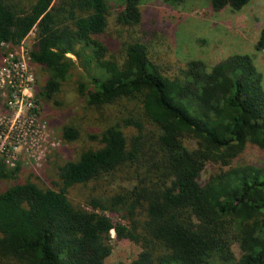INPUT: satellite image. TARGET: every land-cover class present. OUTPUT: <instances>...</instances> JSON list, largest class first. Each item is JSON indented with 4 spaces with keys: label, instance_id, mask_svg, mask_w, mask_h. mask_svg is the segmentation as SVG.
<instances>
[{
    "label": "trees",
    "instance_id": "16d2710c",
    "mask_svg": "<svg viewBox=\"0 0 264 264\" xmlns=\"http://www.w3.org/2000/svg\"><path fill=\"white\" fill-rule=\"evenodd\" d=\"M249 1L210 0V8L239 10ZM140 2L124 0L117 22L137 24ZM108 23L107 0H0V46L20 44L35 28L31 61L47 72L38 99L53 98L76 74L89 106L140 107L91 134L96 145L59 168L60 187L27 179L0 192L6 264H106L111 230L141 247L118 264H264V166L233 163L247 143L264 156L263 77L252 56L233 53L212 66L190 59L166 75L139 39L123 43L121 59L110 54ZM263 48L264 27L255 43ZM61 136L71 142L78 131L64 125ZM207 163L221 167L201 181ZM18 171L0 157V180ZM117 172L131 187L88 196L85 205L69 199L70 187Z\"/></svg>",
    "mask_w": 264,
    "mask_h": 264
},
{
    "label": "rangeland",
    "instance_id": "374dc122",
    "mask_svg": "<svg viewBox=\"0 0 264 264\" xmlns=\"http://www.w3.org/2000/svg\"><path fill=\"white\" fill-rule=\"evenodd\" d=\"M28 1V0H24ZM59 2L60 0H56ZM67 1V0H62ZM22 2V0H21ZM109 5V23L104 36L110 46V54L121 59L123 43L139 39L147 45L150 58L166 75H173L190 59H202L208 66L233 53H246L252 56L257 69L261 72L264 86V48L255 49L259 30L264 27V0H250L239 10L229 6L212 11L210 0H183L166 2L164 0H141V20L134 25H123L116 17L123 9L124 0H107ZM35 37V28L23 39L22 45L31 49ZM19 49V46L14 47ZM7 46L0 48V58ZM34 75V104L36 110L37 131L27 129L14 139L12 147L5 152L11 168L19 167L14 179L0 180V192L8 186L30 179L44 187L58 188L61 185L59 168L65 162L75 159L78 154L96 142L90 136L105 126L121 122L125 117L139 114L136 101L118 100L103 107L89 106L77 88L78 75L74 74L65 82L53 98L40 100L36 91L47 78V72L41 65L30 63ZM86 86L90 87L84 79ZM10 109L0 99V121L5 123L10 117ZM72 125L78 131L77 139L63 140L62 127ZM132 134V128H125ZM190 147L192 140H186ZM252 163L264 166L263 151L247 143L246 148L233 162L234 164ZM221 166L207 163L201 172L204 181ZM133 181L127 175L117 172L96 181L79 184L67 190L69 199L85 205L88 196L111 197L124 188L131 187ZM107 214L114 220L118 214ZM111 253L105 259L106 264H118L135 259L141 250L139 244L129 239H117L110 231ZM238 254L237 246H233ZM0 264H6L1 256Z\"/></svg>",
    "mask_w": 264,
    "mask_h": 264
},
{
    "label": "built area",
    "instance_id": "2783aa9c",
    "mask_svg": "<svg viewBox=\"0 0 264 264\" xmlns=\"http://www.w3.org/2000/svg\"><path fill=\"white\" fill-rule=\"evenodd\" d=\"M21 43L15 46L2 43L0 46H7L9 49L0 58V99L11 111L5 123L0 121V157L8 152L16 137L27 129L36 132L38 126L30 49H26ZM17 46L19 49L14 48ZM5 161L8 163L7 159Z\"/></svg>",
    "mask_w": 264,
    "mask_h": 264
},
{
    "label": "crops",
    "instance_id": "0c3cea01",
    "mask_svg": "<svg viewBox=\"0 0 264 264\" xmlns=\"http://www.w3.org/2000/svg\"><path fill=\"white\" fill-rule=\"evenodd\" d=\"M259 33H260V30H259Z\"/></svg>",
    "mask_w": 264,
    "mask_h": 264
}]
</instances>
